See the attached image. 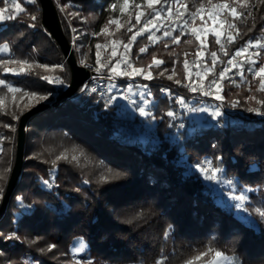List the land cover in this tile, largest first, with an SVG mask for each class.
I'll list each match as a JSON object with an SVG mask.
<instances>
[{
	"label": "trees",
	"instance_id": "16d2710c",
	"mask_svg": "<svg viewBox=\"0 0 264 264\" xmlns=\"http://www.w3.org/2000/svg\"><path fill=\"white\" fill-rule=\"evenodd\" d=\"M110 1L60 0L66 5L68 15L58 7L70 42H74L73 28L81 37L80 51L74 45L78 59L103 75L113 74L110 69L119 57L114 56L107 66H101L96 62L97 53L105 45L118 43L122 48L121 41L131 43L128 37L139 30L144 17H149L152 11L147 5L136 8L134 4L132 12L119 17L118 29L116 24L108 23L119 16L108 7ZM218 1L213 0L212 4ZM21 2L28 13L37 15L36 27L28 26L33 22L24 14L18 20L0 24V43H8L11 48L10 53H0V59H28L35 64L28 69L31 74H20L17 64L2 65L0 78L23 89L16 92L19 96L32 91L51 93L46 102H53L70 83V67L42 24L39 0L36 4ZM204 4H208L207 0ZM166 6L162 3L156 10ZM258 7L255 29L247 32L242 27V33L247 34L237 36L235 43H229L224 36L217 44L213 33L205 45L188 33L181 36L178 44L172 43L171 37L153 43L146 39L148 34L132 42L129 60L134 65L151 64L153 52L165 61L159 67H151L153 72L147 81L153 95L149 107L152 116L147 117H154L153 126H146L138 112L125 115L117 102L108 103V98L98 90L92 92L91 87L78 98L75 95L32 115L26 132L21 179L0 219V264H79L81 261L155 264L161 258H165V264H183L194 252L207 247L236 257L237 264H264V218L255 212L256 208L264 209V116L248 111L250 108L264 111L259 103L264 92L256 90L259 78H253L247 71L245 79L238 75L235 80L223 78L221 95L225 99L218 101L223 115L211 120L204 118L201 122L198 112L189 116L186 111L191 98L200 93L190 90L184 65L186 60L188 67L204 50L205 66L209 64L211 69L207 80L220 79L218 72L228 67L227 61L237 48L250 38L264 36L261 32L264 5ZM140 9L144 15L137 24L135 15ZM227 19L231 17L227 15ZM236 23L239 25L240 21ZM251 24L249 18L248 26ZM132 25L135 27L128 32ZM102 28H108L109 32H101ZM179 33L176 31L175 35ZM184 40L191 43H183ZM164 43L169 48H164ZM97 44L101 45L99 49L95 47ZM145 44L148 51L136 59L139 47ZM225 51L229 54L225 55ZM212 52H216L215 58ZM260 53V61L264 63V50L260 49ZM173 60L177 61L175 65ZM39 64H62L64 70L42 69ZM164 68L168 73L175 68L177 75L172 80L167 78V72L159 75ZM41 76L61 77L65 83H48ZM122 78L119 83H126ZM176 79H181L183 84L177 85ZM166 85L171 86L170 92L164 90ZM4 92L9 93L4 89L0 95ZM250 96L255 99H248ZM178 97L183 98L184 104L177 103ZM233 102L239 103L232 107ZM29 108L15 104L12 108L0 107V136L6 138L0 140L3 148L0 171L9 169L4 172L5 180L0 181L4 192L15 161L19 118ZM170 110L175 113L174 118L166 115ZM5 124L13 127L6 128ZM57 156L67 159L57 160ZM207 161L222 169L217 173L219 178L248 189V199L240 210L196 168ZM45 179L53 186L44 185ZM17 196L31 208H21ZM12 233L20 239H5ZM79 241L84 242L85 250L73 255L71 249ZM50 244L56 248L47 251Z\"/></svg>",
	"mask_w": 264,
	"mask_h": 264
},
{
	"label": "snow or ice",
	"instance_id": "6c2138e0",
	"mask_svg": "<svg viewBox=\"0 0 264 264\" xmlns=\"http://www.w3.org/2000/svg\"><path fill=\"white\" fill-rule=\"evenodd\" d=\"M26 3L28 4H36L37 0H25ZM173 3L176 4H181L182 0H172ZM213 0H207L208 4H212ZM3 6H0V24H4L8 21H13V20H18L20 18L21 14L27 15L29 17V19L33 22L30 23L28 26L29 27H36L35 25V21L38 19L37 15L33 14V13H28L26 7L24 6V3L21 2V0H2ZM142 3L144 5H147L148 9L152 10L151 12L148 13L149 15V19L143 24V27L140 28L138 31L134 32L130 37H128V40L135 43L137 42V37L139 36H143L144 33L149 32L150 34L146 36V39L148 41H152L153 43H157L159 42V37H156L154 40V36L155 33L151 32L149 25H152L153 28L156 27V25L153 24V21L156 20L158 17H160V12L158 10H156V6L157 5H161L163 4H167L168 0H142ZM117 4L120 5V12L123 13L126 11V9L128 8L129 4H135L136 8H140L141 4H137L135 3V0H116L115 3H112L109 5V8L112 10H115L117 8ZM204 0H200L199 5L195 7L194 11H190V9L188 8L187 5H184V12H189V14L191 15V17L193 18V20L200 15V13L204 10ZM264 5V0H219L218 4H217V10L215 12L214 15H212L210 18L213 20L214 24H219L220 28H223L225 26V24H227V27L231 30L235 32V35H232L231 32L228 34V42L229 43H235L236 42V37L237 36H241V35H246L247 33H242L241 28H246L247 32H252L255 27V19L256 16L255 14L258 13L260 11V8L258 6ZM237 6L242 9L240 11H238ZM65 6L61 7V11L64 10ZM172 9H168V12L171 13ZM227 12L228 16L231 17V20L225 19V20H218L217 17H219L221 15L222 12ZM155 13L154 15L152 13ZM184 13L183 12H178L179 16H182ZM70 15H72L70 13ZM144 15L143 12H138L135 15V20L137 22V24H139L141 22V16ZM202 18V17H201ZM249 18L252 19V24L251 27L248 26V21ZM264 18V17H262ZM87 19V18H85ZM236 21H240V24L238 25L236 23ZM109 24H116L117 28L119 29L121 27V25L117 22L116 19H109L108 21ZM187 21L184 22L185 26L187 25ZM107 27V25L105 26ZM135 25H132L131 27H129L127 29L128 32H132V28H134ZM104 28L101 29V32H104ZM75 31V30H74ZM193 34L196 36L197 40H200V35L197 32V30L195 28L192 29ZM212 32L214 34V36L216 37L215 42L217 44H220V37L222 35H224V33H222L220 30H218L217 28H213ZM261 32H264V28H261ZM23 35V34H21ZM93 35H99V33H93ZM185 35V33L183 31H181L179 34L172 36V34L169 31H164L163 32V36L165 37H171L172 39V43L174 44H178L181 42V36ZM75 39V38H74ZM262 41H264V36H260V37H254V38H250L245 42V45L237 48L235 50V52L233 53V58L237 55H240L241 53H245L248 51L249 47H257L260 48L261 50H264V43H262ZM121 43H123L124 48L127 50L129 49V45L128 43H124L123 41H121ZM183 43H191V41L188 40H184ZM97 49H99L101 47L100 44H97L95 46ZM164 48H169L168 43H164L163 45ZM221 50L223 49V45L221 46ZM148 51V45L145 44L144 46L139 47V53L136 55V59H139V54H144ZM11 52V48L10 45L8 43H0V53H5ZM173 54L172 51L169 52V55L171 56ZM229 53L227 51H225V55H228ZM260 52H255L253 53L254 56H258L260 55ZM113 55H115V48L113 49ZM185 56L188 55V53H184ZM211 55L215 58L216 57V52H212ZM97 63H99V54L97 53ZM177 61L173 60L172 63L173 65L176 64ZM249 62L252 64L257 63V61L249 58ZM117 63H119V61H117ZM165 63L164 60L162 59H158L157 58V54L155 52L152 53V61L151 64L148 65V68H151L153 65H155L156 67H159L161 65H163ZM5 64H17L18 66H20V74H31V72L28 71V69L32 68V66L35 64V61H30L28 59H11V60H3L0 59V66L5 65ZM81 64L86 66V67H92V65L86 64L85 61H81ZM212 64L215 65L216 64V60L213 59ZM227 64L232 65V67H236L237 65L233 64V60L229 59L227 61ZM184 65L185 68H187V61H184ZM104 66V65H102ZM39 68L42 69H48V68H56V69H60L61 71L64 70V65L62 64H54V65H48V64H39L38 65ZM129 68H131V72H119L118 69L113 66L110 71L111 72H116L117 75H124V76H131V75H142L144 73L143 69L140 68H135L132 65H129ZM97 71H99V69H96ZM6 71H12L11 69H6ZM168 69H164L162 72L159 73V75L163 76L165 72H168ZM208 71L210 72L211 69H208ZM230 69L225 67L222 68L219 72H218V76L220 79L225 78V75L227 72H229ZM244 71H247L249 73H253V78H259V87L256 89L257 91H261L264 92V63H261L260 66L258 68L255 69V71H253V68L249 67L246 70H242L240 75L243 76L244 75ZM177 75L175 68L172 69V75H169L167 78L169 80H172L173 77ZM110 78V77H109ZM145 79H150L151 78V73H148L147 75L144 76ZM190 76H185V79H189ZM40 79L45 80L48 83H58L63 85L65 83V81L61 78V77H55L54 79L49 78L48 76H41ZM175 83L177 85H182L183 81L181 79H176ZM212 83L214 85L217 86V94L215 96V98L217 100L223 101L225 99L224 96L219 95L218 93L220 92V87L218 85V81H212ZM187 86V85H185ZM116 85H111V88H115ZM133 87V85L129 84L128 85V89L130 90ZM143 87L146 89L147 85H143ZM6 89L8 92H23V89H19L14 87L12 84L8 83L6 80L4 79H0V91ZM88 90V85L85 84L82 88H81V92H84ZM192 92H196L197 89L196 88H191L190 89ZM92 92L96 91V88H92L91 89ZM167 91V90H165ZM26 95H28L29 97H33V98H38L37 99V103H39L40 100H46L48 98L49 95H51V93L48 94H41L39 92H27L25 93ZM209 92H205L204 95H209ZM148 96H151V92L147 93ZM140 96L142 98L143 104L147 105L150 103L149 100L144 99V93H140ZM116 99L115 96H111L109 98L108 103H111L112 100ZM248 99H255L254 96H250L248 97ZM3 97L0 96V107L3 106ZM134 103V102H133ZM177 103L180 104H184V100L182 97H178L177 98ZM239 102H233L232 103V107H236L237 104ZM259 103L264 106V99L260 100ZM186 106V105H185ZM221 106L217 105L215 108V111L212 113L213 118L222 116L223 113L220 110ZM138 111L140 113V115L142 116H152L151 111H147L145 110V107L140 106L138 108ZM190 111L192 112H207L208 109L207 108H191ZM248 111H252V112H256V114L264 116V111H261L260 109H248ZM166 115L170 118H174L175 117V113L173 111H168L166 113ZM16 118V117H14ZM154 119V117H152ZM182 126V125H181ZM4 127L8 128V127H13L12 125H7L5 124ZM2 139H6L5 137L0 136V140ZM0 152H3V148L0 147ZM67 159V157H63V156H57V160L59 159ZM73 160L76 159V157H72ZM55 163V162H53ZM208 165L212 164V161H207L206 162ZM199 167V166H198ZM207 169H201V171H206ZM9 171V169H4L3 171H0V181H4L5 180V176H4V172ZM222 172V169H220L219 167H213L212 168V173L213 175L209 177V179H212L215 177L216 173H220ZM44 185L48 186V187H52L53 184L50 183L49 180L45 179L43 180ZM84 183H88V181H84ZM228 184H231L232 181H227ZM4 196V186L3 184H0V199H2ZM233 199H235L237 201L236 203V207L237 208H242L243 205L241 203H239V201H247L248 197L244 194L241 195H236L234 197H232ZM16 200L20 203V207L21 208H31V205H24L23 204V198L20 196L16 197ZM244 211H247V208H244ZM255 212L261 217L264 218V209L262 208H256ZM165 237H167V233H165ZM5 239L7 240H18L20 239L19 236L16 235V233H12L10 235H7L5 237ZM85 244L83 241H79L78 242V246H74L71 249V252L73 253V255H75L76 253H80L83 252L85 250ZM56 248L55 244H50L47 247V251H52L53 249ZM41 251H44V249H42ZM210 256L211 258L208 260H203L204 257H208ZM203 260V264H237V258L234 256H228L226 255L224 252L217 250V249H213L211 247H207L203 250H199L193 253V255H191L190 257L186 258L183 262V264H194V262L196 261H202ZM79 264H92L91 261H81L79 262ZM155 264H165V258H161L156 260Z\"/></svg>",
	"mask_w": 264,
	"mask_h": 264
},
{
	"label": "rangeland",
	"instance_id": "374dc122",
	"mask_svg": "<svg viewBox=\"0 0 264 264\" xmlns=\"http://www.w3.org/2000/svg\"><path fill=\"white\" fill-rule=\"evenodd\" d=\"M116 0H111L109 4L115 3ZM219 2V1H218ZM204 4V10L198 15L194 20L189 14V12H184V5H187L190 11H194L195 7L199 5L195 0H182L181 4L173 3L172 0H168L167 6L162 7L158 11L160 12V17H158L156 20L153 21V24L156 25L155 28L152 27V25H149V28L151 32L155 33L154 40L156 37L164 38L163 32L169 31L172 36H175L176 31H183L184 33L193 34L192 29L195 28L197 32L200 35V41L202 44H207L208 36L212 32L213 28H217L220 30L224 35L220 37V40L224 38V36L228 37V34L231 32L230 29L227 27V24L223 28H220L219 24H214L213 20L210 18L212 15L215 14L217 10V4ZM135 3L144 5L142 3V0H135ZM57 5L61 9L63 4L60 2V0H57ZM109 7V6H108ZM172 9L171 13L168 12V9ZM134 9V4H129L128 8L125 12H120V5L117 4V8L113 11L117 12L119 16H117L115 19L117 22L121 25L119 17L121 15L128 14L132 12ZM65 11V7L64 10ZM138 12H143V10H138ZM178 12H183L184 14L182 16L178 15ZM65 14L68 15V12L65 11ZM155 14V13H154ZM153 14V15H154ZM227 12H222L219 17H217L218 20H225L227 19ZM142 17V16H141ZM202 17V18H201ZM143 19V17H142ZM149 19V17H144L143 24ZM229 20V19H228ZM187 21V25L185 26L184 22ZM137 23V22H136ZM143 24L140 28L143 27ZM139 28V29H140ZM104 32H109L108 28H104ZM75 29L73 28V44L75 47H77V51H80L82 43L81 37L78 35ZM144 34H150L149 32H146ZM232 34V32H231ZM233 35V34H232ZM75 38V39H74ZM138 38V37H137ZM159 39V40H160ZM132 42L128 43L129 49H125L124 45L122 48L120 47V44L118 43H112V45H105L103 48L99 51V64L102 66H107L110 63V60L117 56L119 57L118 61L116 62L115 67L118 69L119 72H131V68H129V65H132L135 68H140L144 70V73L142 75H131V76H124V75H117L116 72H113V75L116 78V81L113 83L107 82L103 85V91H101L99 88H96V90L99 91L100 94L104 95L106 98H110L111 96H115L116 99L112 100L111 102H117L116 104L119 106L121 110L125 112V115L132 116L134 113H139L138 108L140 106L145 107L146 112L150 111L149 107L153 103V95L148 96L147 93L150 92L148 88V79H145L144 76L148 73H151L153 70L151 68H148V66L142 67V66H136L132 62H130V52L132 47ZM115 48V55H113V49ZM260 52V48L257 47H249L248 51L245 53H241L240 55L232 57L233 64L237 65L236 67H232V65L228 64V67L230 69L229 72L226 73L225 77H231L232 79L235 76H240L241 78L245 79V74L243 76L240 75L242 70L248 69L249 67L253 68V71H255L256 68L260 66L262 63L260 61L259 55L254 56L253 53ZM249 58L257 61V63L252 64L249 62ZM205 59H206V53L205 51H200L197 58L194 60L193 63L188 65V67L185 69L186 76H190L188 80L191 88H196L197 91L200 93V95L193 96L191 98L192 101H190L186 106V111L189 116L193 115L195 112L190 111L191 108H207V112H198L200 116L201 122L206 118V120H211L213 118L212 113L215 111V108L217 105H219L218 101L215 96L217 94V86L212 83V81L207 80V76L209 74L208 69H210V65L205 66ZM165 69V68H164ZM163 69V70H164ZM245 72V71H244ZM168 73V72H167ZM249 73V72H248ZM253 76V73H250ZM172 75V71L167 74ZM120 77H123L122 79L126 80V83H119ZM1 79V78H0ZM51 79H54V77H51ZM213 81H218V85L220 87V92L218 93L221 95L223 83L222 79L214 78ZM11 84V83H10ZM116 85L115 88H111V85ZM131 84L133 87L129 90L128 85ZM97 85V84H96ZM143 85H147V88L145 89ZM166 87V86H165ZM164 87V88H165ZM95 88V87H94ZM205 92H209V95H204ZM140 93H144V99H147L150 101L149 104L144 105L142 98L140 96ZM81 94H77L75 98H78ZM0 96L3 97V108H12V105L15 104L18 107L20 106L22 109L32 107L37 103L38 98L29 97L26 94H23L19 96L16 94V92H4ZM222 96V95H221ZM47 100V99H46ZM46 100H40V102H46ZM200 100L199 103H195V101ZM134 102V103H133ZM218 102V103H217ZM221 110V109H220ZM140 115V113H139ZM144 121L146 122L145 125L150 127L153 126V123L155 119L149 118L147 116L140 115ZM199 166V167H198ZM196 168L198 169H207L206 171H202L204 175H206V179L208 182H210L214 188L218 192L221 193V195L225 196V199L229 201L231 204L237 203L235 199L232 197L236 195L244 194L248 197L247 188H239L237 185H235L233 182L231 184H228L226 179L219 178L218 174H215V177L212 179H209L210 176L213 175L212 173V164L208 165L206 162L199 164ZM244 201H239L243 205ZM240 210V208H237ZM78 246V244L76 245ZM78 257V256H77ZM210 259V258H209ZM194 264H203L202 261H196Z\"/></svg>",
	"mask_w": 264,
	"mask_h": 264
},
{
	"label": "water",
	"instance_id": "95a60500",
	"mask_svg": "<svg viewBox=\"0 0 264 264\" xmlns=\"http://www.w3.org/2000/svg\"><path fill=\"white\" fill-rule=\"evenodd\" d=\"M39 2L42 8V24L48 31L49 35L61 48L70 67L71 80L66 89L60 95H58L53 102H40L24 111L20 116L17 126L15 161L7 181L4 196L1 200L0 219L7 210L10 197L16 187L18 180L21 179L25 157L26 132L30 117L36 113L56 107L68 99H72L88 82L90 77L96 74V72L90 67L82 65L81 61L78 59L74 44L70 42L64 31L58 5L55 3V1L39 0Z\"/></svg>",
	"mask_w": 264,
	"mask_h": 264
},
{
	"label": "built area",
	"instance_id": "2783aa9c",
	"mask_svg": "<svg viewBox=\"0 0 264 264\" xmlns=\"http://www.w3.org/2000/svg\"><path fill=\"white\" fill-rule=\"evenodd\" d=\"M110 77V78H109ZM116 81V78L113 75H103L96 73L95 75H92L88 82L86 83L88 85V88H101L100 90L103 91V85L107 82L113 83ZM97 84V85H96ZM164 90H167L166 92H170L172 90L171 86L166 85ZM85 92V91H84ZM79 94L83 93L81 90L78 92ZM219 105L222 107V104L219 102Z\"/></svg>",
	"mask_w": 264,
	"mask_h": 264
}]
</instances>
